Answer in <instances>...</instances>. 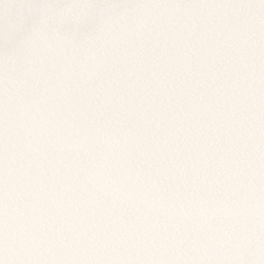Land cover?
Masks as SVG:
<instances>
[{
  "label": "snow or ice",
  "instance_id": "1",
  "mask_svg": "<svg viewBox=\"0 0 264 264\" xmlns=\"http://www.w3.org/2000/svg\"><path fill=\"white\" fill-rule=\"evenodd\" d=\"M0 264H264V0H0Z\"/></svg>",
  "mask_w": 264,
  "mask_h": 264
}]
</instances>
